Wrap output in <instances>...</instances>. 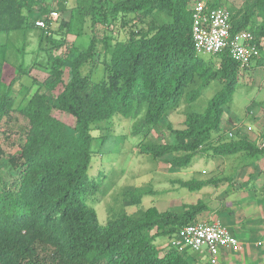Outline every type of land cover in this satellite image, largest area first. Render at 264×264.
Returning <instances> with one entry per match:
<instances>
[{
  "label": "trees",
  "instance_id": "16d2710c",
  "mask_svg": "<svg viewBox=\"0 0 264 264\" xmlns=\"http://www.w3.org/2000/svg\"><path fill=\"white\" fill-rule=\"evenodd\" d=\"M56 1L60 9H71L69 20L52 16L48 0H0V32L26 34L39 28L41 47L46 36V50L50 48L44 64L35 62L48 74L41 82L31 75L35 63H11L10 46L0 44V160L8 169V180L0 172V264H192L187 253L170 246L161 254L155 240L198 222L209 207L203 200L164 211L151 206L100 223L87 203L99 189V181L90 176L92 131L114 114L131 117L134 112L141 116L134 131L151 126L141 152L155 159L170 155L173 168L188 166L198 154H240L264 161V138L236 139L222 131L225 106L246 74L264 65V55L247 65L229 47L198 54L193 0H75L72 7L69 0ZM226 1L207 0L210 7ZM231 13L232 34L249 30L264 51V0H244ZM160 15L166 20L158 22ZM39 18L46 21L45 28L36 25ZM88 25L93 32L90 45L70 47L75 56L65 82L67 35L75 30L83 34ZM98 26L106 32L102 40L95 34ZM99 67L103 73L97 80ZM26 75L30 84L24 81ZM214 80L221 87L204 111H188L182 128L166 120L170 138L146 141L151 130L160 132L162 119L183 97L195 101ZM4 144L16 150H6ZM175 182L197 191L217 178ZM149 192L135 191L132 203L139 204Z\"/></svg>",
  "mask_w": 264,
  "mask_h": 264
},
{
  "label": "rangeland",
  "instance_id": "374dc122",
  "mask_svg": "<svg viewBox=\"0 0 264 264\" xmlns=\"http://www.w3.org/2000/svg\"><path fill=\"white\" fill-rule=\"evenodd\" d=\"M243 1L228 0L224 3V6L234 9L239 7ZM48 2L51 11L57 10L59 17L69 20L71 9H60V5L56 0H48ZM67 4L72 7V5H75V0H69ZM164 19L165 16L160 15L157 21L161 22ZM168 20L169 18H167ZM39 31V28H34L26 34L23 31L0 32V44L8 43L10 46L9 57L11 63L18 65L24 61L26 65L32 66L37 60L42 64L46 62L50 48L47 46L48 50H46V45L48 44L46 36L44 37L43 47H41ZM45 31L46 33L48 32L47 30ZM83 31V34H78V31L75 30L67 35L68 48L63 47V50L69 49L65 82L70 78V61L75 56V53L70 51V47L76 46L79 49H86L90 45L93 32L89 25L85 26ZM95 34L99 40H102L106 32L98 26ZM103 47L104 45L101 41L99 49L102 50ZM42 67L36 64L31 71V75L41 82L48 79V74ZM102 73V69L99 67L97 72L94 73V79H101ZM29 79L31 80L27 75L24 77V81L28 84H30ZM220 87V83L214 80L203 88L201 95L195 101L187 102L183 97L180 106L169 112L168 116L162 119L159 127L160 132L155 129L151 130L146 141L163 142L168 140L170 135L165 126V121L169 120L174 127L182 128L186 113L188 111H204L209 100ZM141 115L145 116V110ZM61 117L67 121L71 120L69 116L61 115ZM140 117H135L134 112H132L131 117L117 113L106 120L97 122L96 127L98 126V128L92 131L95 136L93 143L95 157L90 168V176L92 179L99 181V189L88 196L87 203L96 210L102 225L107 224L108 219L111 217L124 213H133L138 209H146L151 206H156L161 211L178 209L182 203H196L199 200H203L209 206L207 210H204L197 217L198 221H204L206 216L211 215V212L218 211L219 208L215 209V206L212 205L214 201L218 205H224L228 196L215 195V189L211 188L213 186L204 187L200 191H192L181 187L175 180L180 178L188 180L193 177L197 179L210 178L219 176L222 172L226 174L234 172L235 182L241 184L247 174L253 171L256 173L259 171L258 169L264 167V161L258 159L259 157L243 159L240 154L224 157L198 154L188 166L173 168L168 162V159L171 158L170 155L155 159L150 154L141 152L140 143L143 140L144 133L149 131L147 128L151 126L143 125L140 132L134 131V124L139 121ZM152 127L155 126L153 125ZM232 127H235V129H231ZM222 131H225L226 136L227 132L236 131V139L245 135L253 140L263 141L264 65L251 69L240 81L232 100L225 106ZM3 146L4 149H10L12 152L16 150L10 144H4ZM4 163V159H1V178L8 180V169ZM259 176V180L263 182L264 173ZM222 182L225 184L227 180ZM0 185H2L1 181ZM139 189H147L150 192L142 197L139 204L132 203V195ZM237 189L247 190L248 186L245 188L238 186ZM229 218L224 216L222 220L220 217L223 223H225L224 220ZM168 240V236H159L155 240V242H162L163 247L159 248L161 254L169 248L166 245Z\"/></svg>",
  "mask_w": 264,
  "mask_h": 264
},
{
  "label": "built area",
  "instance_id": "2783aa9c",
  "mask_svg": "<svg viewBox=\"0 0 264 264\" xmlns=\"http://www.w3.org/2000/svg\"><path fill=\"white\" fill-rule=\"evenodd\" d=\"M193 39L198 54H216L229 47L233 56L244 64L251 65L264 55L249 30H241L232 34V13L227 6L210 7L207 0H193ZM58 16L57 10L51 11ZM36 25L46 27L43 18L36 20ZM229 136H234L230 131ZM169 245L182 253L200 252L206 249L211 264H220L222 250L237 252L240 241L222 223L221 220L198 221L190 223L169 238Z\"/></svg>",
  "mask_w": 264,
  "mask_h": 264
},
{
  "label": "crops",
  "instance_id": "0c3cea01",
  "mask_svg": "<svg viewBox=\"0 0 264 264\" xmlns=\"http://www.w3.org/2000/svg\"><path fill=\"white\" fill-rule=\"evenodd\" d=\"M259 171L247 174L241 184L235 182L234 172L229 174L222 172L219 176H212L217 178V183L205 186H213L211 188L215 189V195L228 197L224 205H218L214 201L212 205L215 209H219L217 212H211L204 221L220 219V217L223 220L224 216L230 217L224 220L225 223L220 220L240 241V249L237 252L225 249L221 251L220 264H264V181L259 180L258 176L262 174ZM223 180H227V183L224 184ZM238 186L241 188L248 186V189L239 190ZM156 244L159 248L163 247L162 242H156ZM166 245L169 247V240ZM187 254L192 264H211L210 255L206 249L200 252L189 251Z\"/></svg>",
  "mask_w": 264,
  "mask_h": 264
}]
</instances>
